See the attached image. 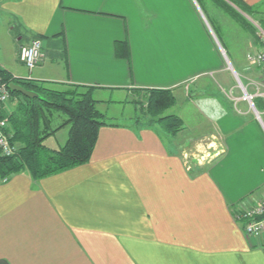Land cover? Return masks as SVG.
Wrapping results in <instances>:
<instances>
[{
  "label": "crops",
  "instance_id": "1",
  "mask_svg": "<svg viewBox=\"0 0 264 264\" xmlns=\"http://www.w3.org/2000/svg\"><path fill=\"white\" fill-rule=\"evenodd\" d=\"M240 1L248 13L228 0H0L20 31L1 69L94 94L178 92L174 114L208 128L194 142L215 156L191 170L180 136L112 123L86 165L0 177V264H264V237L234 217L264 199V101L261 123L239 87L263 73L247 57L262 50L264 0ZM36 38L43 57L28 71L19 53Z\"/></svg>",
  "mask_w": 264,
  "mask_h": 264
},
{
  "label": "trees",
  "instance_id": "2",
  "mask_svg": "<svg viewBox=\"0 0 264 264\" xmlns=\"http://www.w3.org/2000/svg\"><path fill=\"white\" fill-rule=\"evenodd\" d=\"M229 1L249 12L240 0ZM125 48L126 43L117 45L119 55ZM0 77L8 86L17 85L35 94V97H26L20 92L10 91L9 112L0 114V119L8 122L10 142L16 148L12 157L0 156V177L3 180L27 173L34 181H40L86 165L91 161L100 129L115 126L107 123L105 115L100 112L98 106L101 101L94 98V87L18 79L1 68ZM46 84L62 88L49 89ZM140 91L149 93L148 111L153 115L161 116L176 103L172 91ZM56 114L65 116L66 120L54 129ZM160 116L154 119V124L165 134L177 137L184 128L182 119L175 114ZM65 127L69 128L67 142L58 149L47 147L46 141Z\"/></svg>",
  "mask_w": 264,
  "mask_h": 264
},
{
  "label": "rangeland",
  "instance_id": "3",
  "mask_svg": "<svg viewBox=\"0 0 264 264\" xmlns=\"http://www.w3.org/2000/svg\"><path fill=\"white\" fill-rule=\"evenodd\" d=\"M229 1V0H228ZM230 2V1H229ZM217 3V1H216ZM218 4V3H217ZM232 4V3H231ZM225 10L229 11L232 15H237L234 12V9L227 7L225 4H218ZM217 6V7H219ZM229 15V14H228ZM256 14L250 16L255 22L260 23V19H263L262 16L258 18L255 16ZM230 16V15H229ZM236 17V16H235ZM14 20L8 16L7 12L0 6V63H2L3 59L7 62L15 64V53H16V42L17 38H19V27L16 26ZM251 70L253 66H248ZM240 88L244 87L247 89L249 88L251 92V88L256 91L255 86L247 85L248 81H245L243 77H240ZM250 80L255 83H262L263 82V73L259 76H251ZM257 80V81H256ZM250 81V84L252 83ZM236 85L238 86V82ZM234 84V83H233ZM46 86L51 89L61 90L62 87L55 86V85H48ZM248 90V89H247ZM172 95L175 96L176 103L173 107L169 108L161 116L164 115H172L176 108H178L179 104H184V100L181 98V94L177 92L175 94L172 92ZM94 98L96 100L101 101V104L98 106L100 112L105 115V121L109 124H121L130 127H139V126H150L159 128L156 124H154V119H158V114L153 115L148 111V104H149V93L143 92L140 90H125V91H118L114 93L110 92H102L94 94ZM103 101V102H102ZM12 107V105H11ZM160 116V117H161ZM66 120V117L61 114H56L53 119V126L52 128L56 129L63 124ZM64 132H62L55 140L50 139L46 141L45 145L49 148H60L63 146L69 136V128L65 127ZM204 132H209L208 128L199 127L194 123H189L187 126H184L178 140V143L187 142L188 146H185L184 150H180L181 152L185 153V162L189 169L198 171V164L199 166H203L211 161L215 156L212 153V150H209V141H202L195 143L194 140L203 136ZM186 144V145H187ZM6 180V179H4Z\"/></svg>",
  "mask_w": 264,
  "mask_h": 264
},
{
  "label": "built area",
  "instance_id": "4",
  "mask_svg": "<svg viewBox=\"0 0 264 264\" xmlns=\"http://www.w3.org/2000/svg\"><path fill=\"white\" fill-rule=\"evenodd\" d=\"M259 40L262 44V50L248 55L247 59L251 65L262 68L263 82L251 85L255 86L256 92L249 94L247 90L242 87L244 92L243 99L249 102L252 109L255 111L257 119L263 123L262 114L255 108L254 102L256 99L264 101V31L260 29ZM43 41L36 38L28 45H24L20 49L19 59L20 62L28 71H33L37 68L42 60L43 54ZM11 89L8 84L0 77V114L9 112ZM11 134L8 132V122L6 119H0V156L12 157L16 148L11 145ZM235 220L243 224V230L247 236L250 237H264V199L257 202L249 209L242 210L234 214Z\"/></svg>",
  "mask_w": 264,
  "mask_h": 264
},
{
  "label": "water",
  "instance_id": "5",
  "mask_svg": "<svg viewBox=\"0 0 264 264\" xmlns=\"http://www.w3.org/2000/svg\"><path fill=\"white\" fill-rule=\"evenodd\" d=\"M9 88L11 89V91L14 92H20L22 95L26 96V97H35V94L28 92L26 90H24L22 87L17 86V85H10Z\"/></svg>",
  "mask_w": 264,
  "mask_h": 264
}]
</instances>
